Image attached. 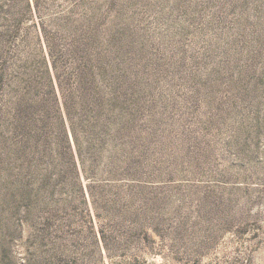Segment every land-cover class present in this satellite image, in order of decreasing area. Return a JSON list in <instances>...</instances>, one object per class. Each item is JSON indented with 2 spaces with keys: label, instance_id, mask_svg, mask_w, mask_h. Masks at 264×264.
Here are the masks:
<instances>
[{
  "label": "rangeland",
  "instance_id": "374dc122",
  "mask_svg": "<svg viewBox=\"0 0 264 264\" xmlns=\"http://www.w3.org/2000/svg\"><path fill=\"white\" fill-rule=\"evenodd\" d=\"M0 264H264V0H0Z\"/></svg>",
  "mask_w": 264,
  "mask_h": 264
}]
</instances>
